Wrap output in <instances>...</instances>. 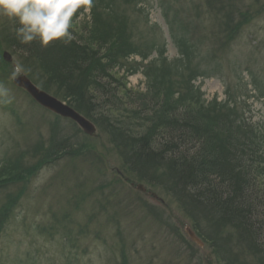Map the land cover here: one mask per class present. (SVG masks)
<instances>
[{
  "label": "rangeland",
  "instance_id": "rangeland-1",
  "mask_svg": "<svg viewBox=\"0 0 264 264\" xmlns=\"http://www.w3.org/2000/svg\"><path fill=\"white\" fill-rule=\"evenodd\" d=\"M127 8L140 42L158 50L164 45L168 60L178 57V50L167 21L178 20L173 30L199 46L197 61L206 76L193 85L207 107L230 104L264 140V0H134ZM235 8L248 12L250 21L233 41L222 44L214 14L223 20ZM73 16L79 31L91 26L89 9ZM11 21L0 15V75L7 76L0 80V165L6 154L22 155L39 143L42 155L54 153L58 142L75 155L47 164L28 180L0 226V264H257L236 233L216 227V218L170 192L164 176L158 174V183L151 185L127 173L119 142H109L96 124L95 135L88 136L71 121L55 120L16 88L12 81L18 75L37 78L40 72L6 49ZM3 52L11 55V63L2 59ZM127 87L145 91L141 73L131 76ZM21 187L0 191V210Z\"/></svg>",
  "mask_w": 264,
  "mask_h": 264
},
{
  "label": "trees",
  "instance_id": "trees-1",
  "mask_svg": "<svg viewBox=\"0 0 264 264\" xmlns=\"http://www.w3.org/2000/svg\"><path fill=\"white\" fill-rule=\"evenodd\" d=\"M133 1L90 0L80 11L76 7L75 15L89 9L91 26L79 31L73 16L71 38L47 46L21 43L12 19L6 49L40 72L37 78L28 76L34 85L96 124L109 142H119L127 173L151 185L158 183V174L164 176L170 192H178L200 213L216 218V227L236 233L255 262L264 264V140L230 104L216 105L215 110L207 107L193 85L206 76L197 61L199 46L173 30L178 20L167 21L178 50L173 60L167 59L164 45L158 50L152 43L140 42L137 25L127 17ZM214 15L220 20L216 38L222 44L233 41L250 21L249 13L238 8L223 20ZM222 25L227 29L223 31ZM153 53L155 57H150ZM133 56L141 61H133ZM138 73L145 79L143 92L127 87L128 79ZM6 77L1 71L0 80ZM227 108L231 111L224 114ZM58 144L52 147L54 153L42 155L39 143L22 155L6 154L0 165V191L15 184L22 187L6 197L0 226L30 178L47 164L75 155L68 149L72 147ZM26 156L35 161L28 163Z\"/></svg>",
  "mask_w": 264,
  "mask_h": 264
},
{
  "label": "clouds",
  "instance_id": "clouds-1",
  "mask_svg": "<svg viewBox=\"0 0 264 264\" xmlns=\"http://www.w3.org/2000/svg\"><path fill=\"white\" fill-rule=\"evenodd\" d=\"M90 0H0V15L12 18L21 43L37 41L47 46L53 41L70 39L72 14Z\"/></svg>",
  "mask_w": 264,
  "mask_h": 264
},
{
  "label": "water",
  "instance_id": "water-1",
  "mask_svg": "<svg viewBox=\"0 0 264 264\" xmlns=\"http://www.w3.org/2000/svg\"><path fill=\"white\" fill-rule=\"evenodd\" d=\"M2 58L7 63L12 62V57L7 52L2 54ZM12 83L16 88L23 90L41 108L59 116L62 119H67L75 123L84 134L93 136L96 133V128L90 121L74 111L65 103L36 87L24 75H18L13 79ZM137 189L142 192L146 191L141 185L137 186ZM186 233L192 240L198 241L189 229H186Z\"/></svg>",
  "mask_w": 264,
  "mask_h": 264
},
{
  "label": "snow or ice",
  "instance_id": "snow-or-ice-1",
  "mask_svg": "<svg viewBox=\"0 0 264 264\" xmlns=\"http://www.w3.org/2000/svg\"><path fill=\"white\" fill-rule=\"evenodd\" d=\"M85 2H87V0H85Z\"/></svg>",
  "mask_w": 264,
  "mask_h": 264
}]
</instances>
